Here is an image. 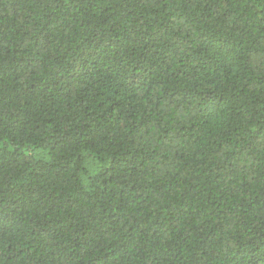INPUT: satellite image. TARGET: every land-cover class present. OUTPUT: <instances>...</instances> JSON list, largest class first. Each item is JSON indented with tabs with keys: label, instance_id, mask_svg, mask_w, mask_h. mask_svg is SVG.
Listing matches in <instances>:
<instances>
[{
	"label": "trees",
	"instance_id": "trees-1",
	"mask_svg": "<svg viewBox=\"0 0 264 264\" xmlns=\"http://www.w3.org/2000/svg\"><path fill=\"white\" fill-rule=\"evenodd\" d=\"M0 264H264V0H0Z\"/></svg>",
	"mask_w": 264,
	"mask_h": 264
}]
</instances>
